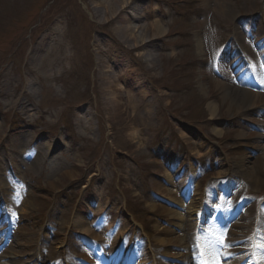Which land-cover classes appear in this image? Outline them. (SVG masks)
Instances as JSON below:
<instances>
[{"label":"rangeland","instance_id":"1","mask_svg":"<svg viewBox=\"0 0 264 264\" xmlns=\"http://www.w3.org/2000/svg\"><path fill=\"white\" fill-rule=\"evenodd\" d=\"M105 1L0 0V264H264V0Z\"/></svg>","mask_w":264,"mask_h":264},{"label":"bare ground","instance_id":"2","mask_svg":"<svg viewBox=\"0 0 264 264\" xmlns=\"http://www.w3.org/2000/svg\"><path fill=\"white\" fill-rule=\"evenodd\" d=\"M105 2L107 4V10H109V12H111L113 14L114 12H117V10L120 9L121 4L128 3V0H109V4H108V0H106ZM148 26H146V27H148ZM146 27L139 28V31L137 30L138 33L136 34V32H134V29H136V26L129 25L128 20L126 18H123V19L118 20L117 33L119 36L123 37L122 39H124V37L129 36L133 40L134 43H141L144 40L143 33L146 32V30H147ZM154 27L157 28L156 30L160 34L164 32V30L158 25V21H156ZM150 62H152V61H150ZM248 95L252 96L253 94L249 93ZM125 116L128 117V114L127 113L124 114L123 111H120V110L115 111L113 113V117H115V118L121 117V119H122V117H125ZM78 215H79L78 213H75L74 216L72 217V220L74 221ZM240 227H241V224L239 222L235 223L232 227L231 234H233V232H235V231L238 232ZM82 232L88 234V233H91V230L88 229V227H83ZM1 235H3V233ZM167 242L171 243V242H169V240H167ZM0 244H1V240H0ZM7 254H8L7 251L3 252L4 257H6ZM2 257L0 256V260L2 259Z\"/></svg>","mask_w":264,"mask_h":264},{"label":"snow or ice","instance_id":"3","mask_svg":"<svg viewBox=\"0 0 264 264\" xmlns=\"http://www.w3.org/2000/svg\"><path fill=\"white\" fill-rule=\"evenodd\" d=\"M261 251H264V244H261ZM203 257H207V259H203ZM200 264H220L218 254L210 252L207 248H205L202 253Z\"/></svg>","mask_w":264,"mask_h":264},{"label":"trees","instance_id":"4","mask_svg":"<svg viewBox=\"0 0 264 264\" xmlns=\"http://www.w3.org/2000/svg\"><path fill=\"white\" fill-rule=\"evenodd\" d=\"M198 108H199V107H196L195 110H198ZM200 108H201V107H200ZM198 112H199V111H197V113H198Z\"/></svg>","mask_w":264,"mask_h":264}]
</instances>
